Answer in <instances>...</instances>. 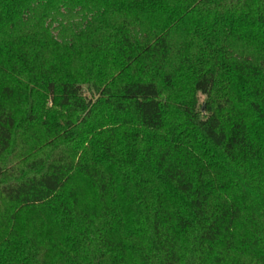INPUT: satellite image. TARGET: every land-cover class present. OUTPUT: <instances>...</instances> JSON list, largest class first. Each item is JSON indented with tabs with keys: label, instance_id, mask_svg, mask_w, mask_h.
<instances>
[{
	"label": "trees",
	"instance_id": "trees-1",
	"mask_svg": "<svg viewBox=\"0 0 264 264\" xmlns=\"http://www.w3.org/2000/svg\"><path fill=\"white\" fill-rule=\"evenodd\" d=\"M0 264H264V0H0Z\"/></svg>",
	"mask_w": 264,
	"mask_h": 264
}]
</instances>
